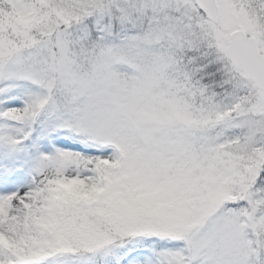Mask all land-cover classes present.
I'll return each mask as SVG.
<instances>
[{
  "label": "snow or ice",
  "instance_id": "1",
  "mask_svg": "<svg viewBox=\"0 0 264 264\" xmlns=\"http://www.w3.org/2000/svg\"><path fill=\"white\" fill-rule=\"evenodd\" d=\"M0 264H264V0H0Z\"/></svg>",
  "mask_w": 264,
  "mask_h": 264
}]
</instances>
